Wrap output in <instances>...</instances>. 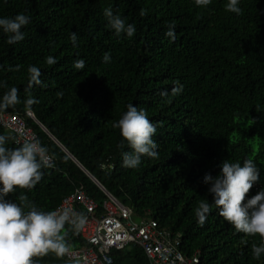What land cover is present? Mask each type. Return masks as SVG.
Listing matches in <instances>:
<instances>
[{
  "label": "trees",
  "instance_id": "16d2710c",
  "mask_svg": "<svg viewBox=\"0 0 264 264\" xmlns=\"http://www.w3.org/2000/svg\"><path fill=\"white\" fill-rule=\"evenodd\" d=\"M226 2L213 0L202 9L193 0H0V17L31 18L22 29L25 39L15 45L0 33V97L13 87L19 97L5 112L25 116L54 157L33 189L18 188L6 199L20 203L25 196L26 204L52 212L82 185L101 205L107 195L81 164L136 218L181 232V249L199 251V264H264V256L256 260L251 252L259 236L227 223L203 183L223 160L251 159L260 181L245 202L264 187V0H241L239 15L226 11ZM105 8L134 24V36L116 37ZM49 56L57 63L48 65ZM81 59L85 68L78 70ZM32 66L38 69L34 81ZM177 85L183 86L178 95L172 91ZM129 104L145 110L157 128L158 157L143 158L136 169L122 166L130 149L112 127ZM0 135L9 137L6 147L21 146L1 125ZM103 163L113 169L103 170ZM202 201L212 210L201 226L195 210ZM61 235L67 248L85 244L68 224ZM111 254L112 264H150L139 246ZM33 260L72 264L66 254Z\"/></svg>",
  "mask_w": 264,
  "mask_h": 264
},
{
  "label": "clouds",
  "instance_id": "9594fccd",
  "mask_svg": "<svg viewBox=\"0 0 264 264\" xmlns=\"http://www.w3.org/2000/svg\"><path fill=\"white\" fill-rule=\"evenodd\" d=\"M197 8L207 9L213 0H193ZM241 0H227L225 10L237 15L241 14ZM104 17L108 28L116 37L126 35L131 38L136 32L134 24L126 23L119 15L114 14L111 8L104 9ZM31 18L23 13L14 17H0V33L7 37L9 45H15L25 39L22 29L29 25ZM171 34V33H169ZM73 46L77 44V34L69 37ZM103 62H111V56L105 53ZM48 65L57 63L52 56L47 57ZM74 67L78 70L85 68L83 59L77 60ZM30 78L34 81L38 69L32 66L29 69ZM173 94L183 91L182 85L173 88ZM19 103L18 90L13 87L0 97V112L14 107ZM28 105L34 103L27 101ZM118 129L121 146L125 144L130 151L122 153V166L138 168L143 158H157V142L153 139L157 132L156 126L149 120L145 110L129 104L121 118L113 123ZM9 137L0 135V264H34L33 257L45 256L54 253L61 257L68 248L61 235L65 225L80 229L84 218L71 208L61 212H44L33 205L26 204L27 198L20 197V203L6 199L9 193L17 189H33L42 179L45 167H50V160L46 158V149L36 142L24 141L17 148L6 147ZM220 171L213 176L206 173L203 183L208 185V192L212 195L219 215L239 233L246 236H259L260 243L253 244L252 257L260 260L264 256V187L245 202V194L253 184L260 181V169L251 159L242 163L223 160L219 165ZM25 207L30 210L25 211ZM212 205L206 201L199 203L195 210L197 223L203 225Z\"/></svg>",
  "mask_w": 264,
  "mask_h": 264
},
{
  "label": "built area",
  "instance_id": "2783aa9c",
  "mask_svg": "<svg viewBox=\"0 0 264 264\" xmlns=\"http://www.w3.org/2000/svg\"><path fill=\"white\" fill-rule=\"evenodd\" d=\"M27 114L34 118L31 110H27ZM0 125L15 136L17 144L30 141L40 145L37 132L22 114L0 112ZM46 158L50 164L53 163L54 157L47 151ZM101 168L113 169V164L103 163ZM100 187L107 195L101 205L80 185L65 196L55 209L61 212L71 208L85 221L80 229L73 227L85 244L68 247L65 253L68 261L72 264H112L113 250L139 246L145 251L150 264H199V251L187 254L181 249V232L162 227L153 218H136L129 206Z\"/></svg>",
  "mask_w": 264,
  "mask_h": 264
},
{
  "label": "water",
  "instance_id": "95a60500",
  "mask_svg": "<svg viewBox=\"0 0 264 264\" xmlns=\"http://www.w3.org/2000/svg\"><path fill=\"white\" fill-rule=\"evenodd\" d=\"M56 140V139H55ZM56 142H58L57 140H56ZM58 144L60 145V146H62L59 142H58ZM63 147V146H62ZM64 148V147H63ZM72 158H74L73 156H72ZM75 160V159H74ZM80 166L89 174V176L97 183V184H99L100 186H102L101 184H100V182L91 174V173H89L81 164H80ZM103 187V186H102ZM104 188V187H103ZM106 190V189H105Z\"/></svg>",
  "mask_w": 264,
  "mask_h": 264
}]
</instances>
